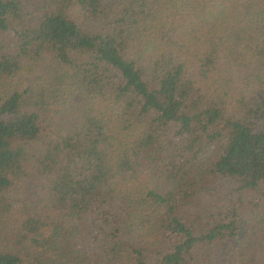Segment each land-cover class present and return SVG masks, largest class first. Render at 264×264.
Returning a JSON list of instances; mask_svg holds the SVG:
<instances>
[{
    "label": "trees",
    "instance_id": "1",
    "mask_svg": "<svg viewBox=\"0 0 264 264\" xmlns=\"http://www.w3.org/2000/svg\"><path fill=\"white\" fill-rule=\"evenodd\" d=\"M0 264H264V0H0Z\"/></svg>",
    "mask_w": 264,
    "mask_h": 264
}]
</instances>
